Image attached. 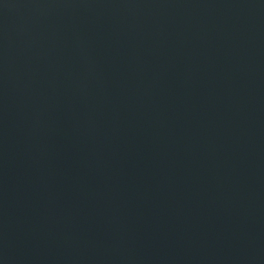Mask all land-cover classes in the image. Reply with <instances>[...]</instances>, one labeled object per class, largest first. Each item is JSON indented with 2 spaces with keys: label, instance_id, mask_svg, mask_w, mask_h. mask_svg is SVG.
<instances>
[{
  "label": "water",
  "instance_id": "obj_1",
  "mask_svg": "<svg viewBox=\"0 0 264 264\" xmlns=\"http://www.w3.org/2000/svg\"><path fill=\"white\" fill-rule=\"evenodd\" d=\"M0 264H264V0H0Z\"/></svg>",
  "mask_w": 264,
  "mask_h": 264
}]
</instances>
